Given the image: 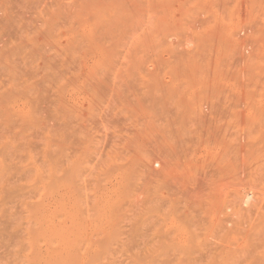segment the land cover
I'll return each instance as SVG.
<instances>
[{"label": "rangeland", "instance_id": "374dc122", "mask_svg": "<svg viewBox=\"0 0 264 264\" xmlns=\"http://www.w3.org/2000/svg\"><path fill=\"white\" fill-rule=\"evenodd\" d=\"M0 264H264V0H0Z\"/></svg>", "mask_w": 264, "mask_h": 264}, {"label": "bare ground", "instance_id": "6f19581e", "mask_svg": "<svg viewBox=\"0 0 264 264\" xmlns=\"http://www.w3.org/2000/svg\"><path fill=\"white\" fill-rule=\"evenodd\" d=\"M250 198H251V195L250 194L245 195L243 197V199H242V205H247Z\"/></svg>", "mask_w": 264, "mask_h": 264}]
</instances>
